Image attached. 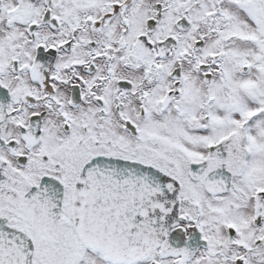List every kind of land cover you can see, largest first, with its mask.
I'll return each instance as SVG.
<instances>
[{
	"label": "snow or ice",
	"instance_id": "obj_1",
	"mask_svg": "<svg viewBox=\"0 0 264 264\" xmlns=\"http://www.w3.org/2000/svg\"><path fill=\"white\" fill-rule=\"evenodd\" d=\"M0 264H264V0H0Z\"/></svg>",
	"mask_w": 264,
	"mask_h": 264
}]
</instances>
